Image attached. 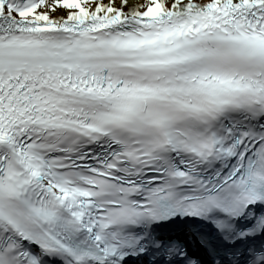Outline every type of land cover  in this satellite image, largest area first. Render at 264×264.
Returning a JSON list of instances; mask_svg holds the SVG:
<instances>
[{
  "label": "snow or ice",
  "instance_id": "1",
  "mask_svg": "<svg viewBox=\"0 0 264 264\" xmlns=\"http://www.w3.org/2000/svg\"><path fill=\"white\" fill-rule=\"evenodd\" d=\"M0 264H264V0H0Z\"/></svg>",
  "mask_w": 264,
  "mask_h": 264
}]
</instances>
